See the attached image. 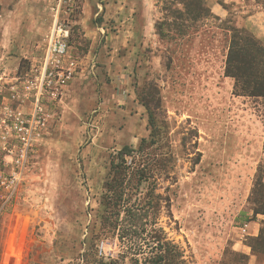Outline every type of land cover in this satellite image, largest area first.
I'll return each instance as SVG.
<instances>
[{
    "label": "rangeland",
    "instance_id": "obj_1",
    "mask_svg": "<svg viewBox=\"0 0 264 264\" xmlns=\"http://www.w3.org/2000/svg\"><path fill=\"white\" fill-rule=\"evenodd\" d=\"M56 19L75 68L43 99L42 134L0 212V264H129L130 236L102 226L107 182L118 151L151 139L152 200L149 181L129 204L153 208L185 264H264V200L251 195L264 100L224 76L230 29L264 44L262 0H0V101L40 67Z\"/></svg>",
    "mask_w": 264,
    "mask_h": 264
},
{
    "label": "trees",
    "instance_id": "obj_2",
    "mask_svg": "<svg viewBox=\"0 0 264 264\" xmlns=\"http://www.w3.org/2000/svg\"><path fill=\"white\" fill-rule=\"evenodd\" d=\"M264 6V0H262ZM228 47L224 76L233 80V94L254 100H264V44L243 29L232 28ZM152 124V120H150ZM157 144L155 140H143L138 147H123L117 152L111 163V176L107 182L105 209L102 214V226L109 231L119 230L121 236H130V249L133 251L129 264H185L179 248L166 239L154 220H149L144 213L153 209L143 208L139 204H129L132 192L139 193L141 185L148 186L145 197L152 200L153 175L147 168L148 150ZM157 163V162H156ZM264 164L258 168L257 182L252 190L253 200H264ZM264 211L262 204L254 208L255 214ZM121 213L124 218L119 220ZM262 238V230L254 241ZM262 244L264 240L262 239ZM258 244V243H257ZM86 262V260H85ZM93 263L105 264L94 258ZM112 264H121L114 260Z\"/></svg>",
    "mask_w": 264,
    "mask_h": 264
},
{
    "label": "built area",
    "instance_id": "obj_3",
    "mask_svg": "<svg viewBox=\"0 0 264 264\" xmlns=\"http://www.w3.org/2000/svg\"><path fill=\"white\" fill-rule=\"evenodd\" d=\"M68 37L66 26L56 19L40 67L32 69L31 76L19 85L11 84L8 95L0 101V188L4 190L0 212L23 181L30 155L42 134L46 121L44 97L68 79L75 68L68 56Z\"/></svg>",
    "mask_w": 264,
    "mask_h": 264
},
{
    "label": "crops",
    "instance_id": "obj_4",
    "mask_svg": "<svg viewBox=\"0 0 264 264\" xmlns=\"http://www.w3.org/2000/svg\"><path fill=\"white\" fill-rule=\"evenodd\" d=\"M244 231L246 232L247 230L250 231L252 234H254L257 231V225L254 221H249V223L244 225ZM246 252H244L245 254ZM247 256H249L248 254H245Z\"/></svg>",
    "mask_w": 264,
    "mask_h": 264
}]
</instances>
